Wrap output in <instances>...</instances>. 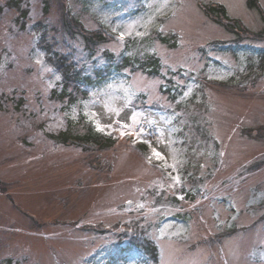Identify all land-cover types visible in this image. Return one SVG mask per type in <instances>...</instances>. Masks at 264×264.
<instances>
[{
	"label": "rangeland",
	"instance_id": "rangeland-1",
	"mask_svg": "<svg viewBox=\"0 0 264 264\" xmlns=\"http://www.w3.org/2000/svg\"><path fill=\"white\" fill-rule=\"evenodd\" d=\"M86 1L0 0V264H140L128 247L135 230L158 248L145 264H264V0ZM201 2L243 27L230 30ZM65 11L115 39L89 49L63 26ZM42 27L90 74L131 47L155 53L160 72L128 67L66 109L52 95L62 81L39 46ZM80 113L117 144L65 143L82 132L70 125ZM169 173L181 182L170 187Z\"/></svg>",
	"mask_w": 264,
	"mask_h": 264
},
{
	"label": "trees",
	"instance_id": "trees-1",
	"mask_svg": "<svg viewBox=\"0 0 264 264\" xmlns=\"http://www.w3.org/2000/svg\"><path fill=\"white\" fill-rule=\"evenodd\" d=\"M86 3L89 4V1L87 0ZM255 3V0L250 1V4L252 5ZM200 5L205 9V12L208 16L216 19L219 23L225 25V27L229 28L230 30V27H232L230 24L237 26V28L234 27L233 29H238L240 25L243 27V23L240 19H234L229 16L224 5L219 3L205 4L203 2H201ZM65 12L66 17L63 20V26L67 29L69 28L71 33L79 32L86 40L89 49L95 50L98 44L115 39V36L109 27L101 25L102 27L96 30L86 29L77 19L73 20L68 18V11ZM39 25L41 27V23H39ZM41 29H44V27ZM41 33L39 46L48 52V61L58 71L62 81V88L60 92L54 91L52 95L56 100L58 99L61 102L67 101V105H65L66 109H70L71 106H76L78 102L83 101L82 99H86L92 92L93 88L102 86L109 76L114 73H123L122 71L128 67H132L134 70L143 69L145 72L151 75H158L160 72V59L155 53L144 54V51L139 47L130 48L129 45H127V47L131 49V54H124L118 59L114 58V63H111L104 68L95 67L94 73L90 74L85 72L83 68H78V65L74 64L73 62H69L68 59H66L64 56H60L56 51L53 50V44L46 41V29L42 30ZM160 33L161 32H159V34L157 33L158 35L155 36L157 40L162 41L163 43L172 47L177 46V39L174 35L171 34L169 37H163ZM168 82L171 85L168 86V90L166 92H168L173 99H176L180 93H175L177 87L174 86V83L171 80ZM158 108L162 109V107L159 106ZM98 124L99 123L88 114L80 113L78 119L70 120V125L71 127L77 126L82 128V132L75 133L73 135L64 134L63 139L65 140V143L66 141L76 143L82 146L85 151L89 152H91L90 150L105 151L114 147L118 142V137H116L113 133L109 134L106 133L105 130H100V128L97 126ZM136 142H138L136 148L141 150L143 153L147 152V144L139 139H136ZM182 191L185 190L182 189ZM184 194H187L185 197L190 195L186 192H184ZM175 200L181 201L179 198H176ZM130 241L131 245L128 247L129 249L135 250L139 254L140 264L146 263L147 256L153 260H156L158 254L157 245L154 241L147 240L144 233L135 230Z\"/></svg>",
	"mask_w": 264,
	"mask_h": 264
},
{
	"label": "snow or ice",
	"instance_id": "snow-or-ice-1",
	"mask_svg": "<svg viewBox=\"0 0 264 264\" xmlns=\"http://www.w3.org/2000/svg\"><path fill=\"white\" fill-rule=\"evenodd\" d=\"M149 6H151V5H149ZM129 34H130V33H129ZM125 35H126V33L121 32L119 38H120L121 40H123L124 37H125ZM137 35H142V34H141V33H137ZM48 70L51 71V69H48ZM57 79H60V77L57 76ZM186 94H187V93H186ZM129 119H130L133 123H135V122H136L135 114H133ZM97 126L100 128V130H102V131L104 130L103 127H101L99 124H98ZM124 127H125V128H129L130 126H129V125H124ZM139 131H140L141 133H143L144 128H143V127H140V128H139ZM122 134H131V133H130V132H124V133H122ZM152 151H153V156H154L156 159H158V160H162V161H164V165H163V167L167 168L169 165H168V163H167V159H166V157H164V155H163L162 153L156 151V149H153ZM151 159H152V157H149V162H151ZM171 167L175 168V164L173 163V164L171 165ZM169 176L171 177V179H172V181H173V184L170 185V187H174L175 185H177V184H179V183L181 182V181H180V176H179V174H177L176 176H171V173H169ZM179 199L182 200V199H183V196H180ZM129 203H131V201H129ZM139 207H140V208H143L144 205L141 204V205H139Z\"/></svg>",
	"mask_w": 264,
	"mask_h": 264
},
{
	"label": "bare ground",
	"instance_id": "bare-ground-1",
	"mask_svg": "<svg viewBox=\"0 0 264 264\" xmlns=\"http://www.w3.org/2000/svg\"><path fill=\"white\" fill-rule=\"evenodd\" d=\"M126 113V112H125Z\"/></svg>",
	"mask_w": 264,
	"mask_h": 264
}]
</instances>
